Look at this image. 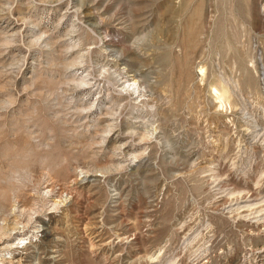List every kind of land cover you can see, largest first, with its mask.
<instances>
[{"label":"rangeland","instance_id":"obj_1","mask_svg":"<svg viewBox=\"0 0 264 264\" xmlns=\"http://www.w3.org/2000/svg\"><path fill=\"white\" fill-rule=\"evenodd\" d=\"M0 264H264V0H0Z\"/></svg>","mask_w":264,"mask_h":264},{"label":"bare ground","instance_id":"obj_2","mask_svg":"<svg viewBox=\"0 0 264 264\" xmlns=\"http://www.w3.org/2000/svg\"><path fill=\"white\" fill-rule=\"evenodd\" d=\"M21 259V258H20Z\"/></svg>","mask_w":264,"mask_h":264}]
</instances>
